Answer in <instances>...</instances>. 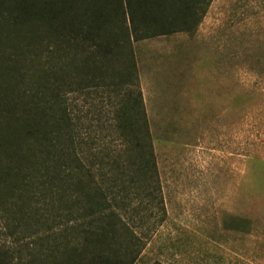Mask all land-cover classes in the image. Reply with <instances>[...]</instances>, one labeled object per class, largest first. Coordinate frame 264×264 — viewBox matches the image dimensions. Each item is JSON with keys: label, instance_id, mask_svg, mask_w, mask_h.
Segmentation results:
<instances>
[{"label": "rangeland", "instance_id": "374dc122", "mask_svg": "<svg viewBox=\"0 0 264 264\" xmlns=\"http://www.w3.org/2000/svg\"><path fill=\"white\" fill-rule=\"evenodd\" d=\"M133 50L159 180L145 183L143 175L127 169L115 173L125 182L119 208H126L118 211L133 231L115 233L120 259L264 264V0H213L196 30L134 43ZM65 64L67 108L83 142L81 155L88 160L102 151L101 143L108 147L103 155L127 160L122 143L131 137L115 126L120 103L129 105L132 88L119 91L110 72L103 87L83 84L75 91L79 73L70 57ZM45 68L34 57L20 59L8 75L13 89L0 88V107L22 91L13 111L34 117V75ZM54 128L48 134L55 140ZM6 130L0 132L4 137ZM5 147L14 159L29 153L21 142ZM20 176L0 188V264H53L40 253L53 252L55 258L57 247L69 248L74 234L45 233L58 223L54 217L39 230L34 185ZM152 187L156 197L146 198ZM65 208L77 209L70 202ZM60 251L56 260L62 264Z\"/></svg>", "mask_w": 264, "mask_h": 264}, {"label": "trees", "instance_id": "16d2710c", "mask_svg": "<svg viewBox=\"0 0 264 264\" xmlns=\"http://www.w3.org/2000/svg\"><path fill=\"white\" fill-rule=\"evenodd\" d=\"M212 3L213 0H0V61L5 62L0 88L13 89L8 75L15 72L22 58L34 57V63L47 68L34 75L38 84L32 102L34 117H22L13 111L22 91L0 107V119L4 120L0 132L3 134L7 128L5 137L0 133V188L11 186L21 175L24 184L34 185V215L39 230L54 217L53 223H58L45 233L57 232L64 238L67 233L74 234L69 248L57 247L55 258L53 252L46 256L42 252L41 260L61 264L56 258L63 248L62 264L135 263L136 257L129 262L120 259L122 250L116 249L115 233L133 231L119 212L126 208H119L126 198L124 189H120L125 182L115 173L131 170L143 175L145 183L155 184L159 179L133 44L196 30ZM68 57L79 73L80 87L75 91H82L83 84L87 88L103 87L105 75L110 72L108 78L116 82L113 85L119 91L124 86L132 88L129 105L120 103L115 126L123 136L131 137L122 140L127 160H122L120 154L103 155L108 147L101 143L97 147L102 151L91 154L88 160L81 155L83 142L67 108L66 89L70 84L64 67ZM118 63L123 68L119 69ZM13 120L20 124L14 126ZM53 127L58 136L55 140L48 134L53 133ZM20 142L26 145L28 154L14 159L10 152L3 151V147ZM156 190L152 187L146 198L156 197ZM69 202L77 208L75 211L65 208ZM54 205L57 209L49 211Z\"/></svg>", "mask_w": 264, "mask_h": 264}, {"label": "crops", "instance_id": "0c3cea01", "mask_svg": "<svg viewBox=\"0 0 264 264\" xmlns=\"http://www.w3.org/2000/svg\"><path fill=\"white\" fill-rule=\"evenodd\" d=\"M243 264H252V263H249L248 260H244L242 261Z\"/></svg>", "mask_w": 264, "mask_h": 264}]
</instances>
